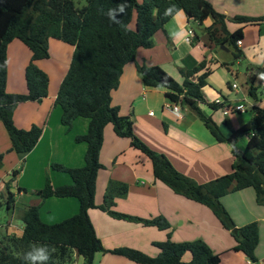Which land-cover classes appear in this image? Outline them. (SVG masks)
<instances>
[{"label":"crops","instance_id":"0c3cea01","mask_svg":"<svg viewBox=\"0 0 264 264\" xmlns=\"http://www.w3.org/2000/svg\"><path fill=\"white\" fill-rule=\"evenodd\" d=\"M208 1L217 11L227 16L264 15V0ZM79 2L82 5L85 0ZM193 21L196 22L182 11L181 15L166 22L164 30L155 34L152 47H141L137 50L135 60L125 66L119 87L112 93V105L118 106L123 116H131L134 134L148 147L164 154L182 174L203 184L231 172L234 160L232 145L217 142L190 108L182 106L181 118L164 109V105L170 101L166 96L167 89L146 86L137 68V64L158 65L169 76L182 83L181 68L191 69L207 60L209 64L216 61L227 64L220 70L226 68L233 78L235 74L239 75L231 64L230 47L226 46L228 50L221 49L218 52L208 33L194 36L191 41L187 40L188 29ZM213 22L214 19L210 17L204 23L208 27ZM242 25L227 21L230 32L241 27L244 31L242 44L238 46L241 51L239 59L250 60L252 71L249 75L254 85L257 76L254 67H264L261 61L264 58V25L253 24L256 27L253 26L251 29ZM254 29L257 31V37L250 35ZM74 50V46L61 40L54 38L49 40V58L37 61L38 66L49 75L48 95L41 102H22L14 111L13 118L18 128L29 129L33 125L43 127V134L31 151L18 153L13 150L5 125L0 120V153L3 155L0 167V202L4 204L0 209L5 208L7 213L6 219L0 223L1 235L23 234L21 212L27 206H39L40 216L48 224L63 221L79 211L80 202L75 197L52 196L43 200L38 194L44 188L47 177L53 187L73 184L71 175L55 170L52 167L53 163L68 168L85 165L88 144L77 142L75 138L88 131L90 120L78 117L71 126H66L61 121L62 107L56 104L60 85L69 70ZM31 58L30 48L20 39H14L9 43L7 92L27 93L25 70ZM215 73L216 71L203 88L204 100L199 101V107L206 116L212 117L225 135L230 136L234 130L253 117V108L260 107V99L253 98L247 89L240 86L238 89L233 88L234 82L231 81L227 83V91L222 87H219V90L214 88L209 80ZM216 99L223 101V106H218L217 109L210 106ZM241 104L245 105L244 111L230 109L231 106ZM226 110L227 114L224 113ZM238 117L243 123H240ZM243 138L245 140L241 144ZM247 143L248 137L243 136L236 146L244 151ZM243 147L244 149H241ZM100 161L104 167L97 175L96 205L104 202L109 185L118 184L113 207L115 211L144 219L162 215L171 224L169 230H160L155 226L115 218L98 207L91 208L89 216L106 249L133 247L156 256L160 251L155 245L156 242L170 240L173 243H181L203 240L219 256L221 263L245 264L246 255L233 249L236 245L233 230L225 229L206 205L177 194L156 180L149 157L132 147L129 138L118 136L112 124H108L104 129ZM14 172L19 174L12 179ZM7 184L9 192L12 193L11 208L6 205ZM124 185L128 186V190L122 196L120 187ZM221 201L237 228L251 222L258 223L260 240L255 256L257 261L264 264V205L257 203L255 190L249 187L231 192ZM184 258L189 260L190 254L186 253ZM71 264H84L83 257L75 253ZM94 264L139 263L109 252H97Z\"/></svg>","mask_w":264,"mask_h":264},{"label":"trees","instance_id":"16d2710c","mask_svg":"<svg viewBox=\"0 0 264 264\" xmlns=\"http://www.w3.org/2000/svg\"><path fill=\"white\" fill-rule=\"evenodd\" d=\"M0 0V64L7 61V47L14 39H20L32 52V58L25 70L27 93H9L6 90L7 67L0 69V120L3 121L12 142V149L18 153L31 151L43 134V127L33 125L20 129L14 122L16 107L26 101L41 102L48 95L49 75L41 69L37 61L49 58V40L58 39L75 47L69 70L63 79L56 98L62 107L61 121L71 126L76 118H89L88 131L76 136L77 142H86L85 165L68 168L53 163L55 170L67 172L73 184L53 187L47 177L45 186L38 194L44 200L52 196L75 197L80 202L78 213L63 221L48 224L40 216L39 206L22 209L21 219L24 232L21 236L0 234V264H25L23 254L31 244L54 246L56 251L49 264H71L74 255L83 257L84 264H94L97 252H109L126 257L139 264H223L211 247L203 240L173 243L170 240L156 242L160 249L156 256L133 247L106 249L99 238L89 216L91 208H100L118 219L135 221L160 230H169L170 222L159 215L144 219L117 212L115 191L117 185H109L101 205L95 203L97 175L104 166L100 161V151L104 140V129L112 124L115 133L127 137L131 146L145 153L152 163L155 179L164 183L175 193L209 207L223 227L233 230L236 224L221 199L231 192L253 188L256 201L264 205V109L255 106L253 117L230 136L223 133L212 117L206 116L199 107L204 100L203 88L209 77L221 66L227 64L203 60L191 69L181 68L183 82L173 79L158 65L137 64L143 82L149 87H164L171 102H179L199 117L217 142H227L233 147V164L229 173L204 184L198 183L178 171L162 153L148 147L133 132L131 116H123L118 106L112 105V93L120 84L125 66L135 60L137 50L150 48L155 34L164 30L172 17L163 15L164 9L176 4L188 17L199 23L208 18L214 22L206 30L217 47L221 45L235 49L234 55L240 58L237 41L244 38L241 28L230 32L227 21L238 24H264V15L227 16L215 9L208 0H127L126 14L111 20L107 12L122 0ZM102 9V11H101ZM221 32V35H220ZM223 35V36H222ZM213 65V66H212ZM248 86L249 95L260 99L258 89ZM217 109L223 103H211ZM243 136L248 137L246 149L241 151L236 144ZM3 155L0 153V167ZM19 172H14L12 179ZM7 207L12 193L8 184ZM128 186L120 187L124 195ZM4 204L0 202V208ZM236 239L234 250L256 260L255 250L260 234L257 222H251L232 231ZM186 253L190 260L184 261Z\"/></svg>","mask_w":264,"mask_h":264},{"label":"rangeland","instance_id":"374dc122","mask_svg":"<svg viewBox=\"0 0 264 264\" xmlns=\"http://www.w3.org/2000/svg\"><path fill=\"white\" fill-rule=\"evenodd\" d=\"M138 1L142 2L143 0H138ZM232 23H234V22H232ZM236 24H238V23H236ZM253 24L259 25V26L264 25V24H259V23H249V24L247 23V24H243L242 26H246L245 28L250 27V29H251L253 26H255ZM189 28H191L194 31V35H192V36H195V37L202 36L204 33H208V31L206 30V28H207L206 23H199L197 21L196 22L193 21L190 24ZM258 29H259V27L257 28V30ZM250 35H251V37L252 36L257 37L258 34H257V31H255V29H254V32L250 33ZM230 49H231V52H232L230 54L231 61H232L231 64L234 65V67L237 70V72L239 73V75L235 74L234 78H233L231 75L228 74V71H227L226 68H224V70H220L223 67V66H221V67H219L216 70L215 75L213 76L212 79L209 80V83L212 86H214V88H216L218 90L222 87V88H224L225 91H227V89H228L227 83L230 82V81L239 84V86L242 87L243 89H247L248 85H251L250 75L249 74L251 73L252 69L250 68V64H249L250 60L246 59V58H242V59L236 58L235 55H234L235 49L232 48V47H230ZM215 50H217L218 52L221 51V49L219 47H217V46H216ZM219 54L222 55V53H219ZM239 60L241 61L240 63H239ZM261 61L264 64V58L261 59ZM216 62H218V61H216ZM254 68H255V71H257V76L255 78L254 85L258 89V95L260 97L259 105H260L261 108L264 109V86L262 84L264 79H260V75L264 74V69H263L264 67H260V68L259 67L258 68L254 67ZM239 120H240V123H243L241 118H239ZM244 140L245 139L243 138L242 141H241V144L244 143ZM241 149H244V147L241 148ZM233 159H234V157H233ZM206 183H208V182H206ZM6 217H7V213H6L5 208L0 209V223H2L6 219ZM183 260L184 261H189L190 258H189V260H186L185 258H183ZM67 264H69V263H67Z\"/></svg>","mask_w":264,"mask_h":264},{"label":"clouds","instance_id":"9594fccd","mask_svg":"<svg viewBox=\"0 0 264 264\" xmlns=\"http://www.w3.org/2000/svg\"><path fill=\"white\" fill-rule=\"evenodd\" d=\"M126 9L127 0H122L115 8L109 9L107 15L111 20L119 22L117 21V16L126 14ZM182 11L176 4H170L164 9L163 15L175 18V16L181 15ZM173 35L175 36V34ZM7 65L8 61H5L3 64H0V69L6 68ZM260 79H264V74L260 75ZM55 251L54 246L31 244L29 250L23 254L22 259L25 261V264H49Z\"/></svg>","mask_w":264,"mask_h":264},{"label":"built area","instance_id":"2783aa9c","mask_svg":"<svg viewBox=\"0 0 264 264\" xmlns=\"http://www.w3.org/2000/svg\"><path fill=\"white\" fill-rule=\"evenodd\" d=\"M194 31L189 28L188 29V36H187V40L191 41L194 36ZM237 44L238 46H240L242 44V40H238L237 41ZM264 85V84H263ZM233 88L235 89H238L239 88V85L237 83H234L232 85ZM214 103H217V104H221L223 103V101L221 99H216ZM164 109L170 111L172 114H174L176 117L178 118H181L182 117V110H183V107L182 105L179 103V102H167L165 105H164ZM231 110L233 111H244L245 110V105H238V106H231L230 108ZM225 114L228 113V110L224 111ZM150 114H153V112H150ZM245 264H261L259 261L257 260H253L251 257H248L246 256L245 257Z\"/></svg>","mask_w":264,"mask_h":264},{"label":"water","instance_id":"95a60500","mask_svg":"<svg viewBox=\"0 0 264 264\" xmlns=\"http://www.w3.org/2000/svg\"><path fill=\"white\" fill-rule=\"evenodd\" d=\"M221 49H223V50H228V48H227L226 46H224V45H221ZM233 232H234L235 234H237V233H238V228L235 227V228L233 229Z\"/></svg>","mask_w":264,"mask_h":264}]
</instances>
